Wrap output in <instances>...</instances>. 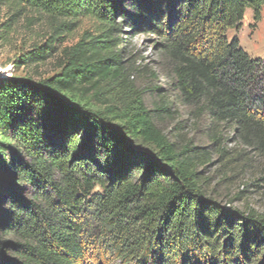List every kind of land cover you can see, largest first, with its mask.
Listing matches in <instances>:
<instances>
[{
	"label": "trees",
	"instance_id": "1",
	"mask_svg": "<svg viewBox=\"0 0 264 264\" xmlns=\"http://www.w3.org/2000/svg\"><path fill=\"white\" fill-rule=\"evenodd\" d=\"M0 5L50 22L49 40L17 64L55 59L59 69L39 80L0 74V264H264V212L234 207L247 190L228 204L219 194L264 160V59L229 37L248 11L261 21L264 0ZM84 19L94 33L63 48ZM125 29L152 37L168 62L171 82L150 90L151 107L130 85L141 70ZM177 105L205 118L210 145L182 138L183 122L175 140L161 129Z\"/></svg>",
	"mask_w": 264,
	"mask_h": 264
},
{
	"label": "rangeland",
	"instance_id": "2",
	"mask_svg": "<svg viewBox=\"0 0 264 264\" xmlns=\"http://www.w3.org/2000/svg\"><path fill=\"white\" fill-rule=\"evenodd\" d=\"M50 22L44 15L37 14L30 10H20L0 5V74L6 78H49L59 71L58 63L55 59L48 60L45 63L34 65H19L18 61L24 58L34 46L45 44L50 38ZM96 25L88 19L79 22L77 27L67 35H64L63 48L71 47L77 44L86 34H93ZM129 29H125V53L136 56V65L141 72L133 73L130 77V85L137 90L146 91L144 99L148 107H151L153 95L150 90L153 87H166L170 80L164 77L168 68V62L152 44V37L145 35H136L134 37L127 35ZM237 36L241 47L253 58L264 59V7L262 9V19L255 23L252 11H248L241 29L238 32H230L229 37ZM156 74L157 78L150 76ZM98 108V107H97ZM177 111L175 119L166 120L159 126L170 138L175 140V126L183 122L182 138L191 139L198 145L208 146L205 118L198 119L191 115V110L181 105L174 109ZM226 135L232 136L227 130ZM228 149L237 148L239 145L233 143L232 139L227 145ZM241 149V148H240ZM221 164L215 155L213 165L209 167L210 176L217 174ZM264 177V160L257 158L254 160L253 168L244 173L241 178H235L230 188L220 186L219 194L224 202L228 204L227 194L230 198L240 191L247 190L248 195L243 202L234 203V207L243 208L248 206L257 212H264V189L257 192L255 188L248 187L252 181ZM263 185L264 184H260ZM97 253V250L94 251ZM96 260V259H93ZM105 263V262H104ZM103 263V264H104Z\"/></svg>",
	"mask_w": 264,
	"mask_h": 264
}]
</instances>
